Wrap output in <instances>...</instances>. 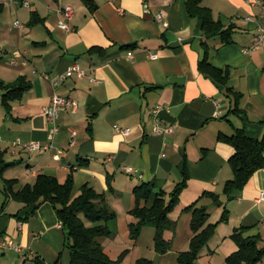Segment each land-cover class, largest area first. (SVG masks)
Listing matches in <instances>:
<instances>
[{
    "label": "crops",
    "instance_id": "1",
    "mask_svg": "<svg viewBox=\"0 0 264 264\" xmlns=\"http://www.w3.org/2000/svg\"><path fill=\"white\" fill-rule=\"evenodd\" d=\"M186 1L94 0L96 8L91 11L82 0H31L30 7L23 6L29 12L22 13L18 2L0 0V5H5L0 14V80L14 83L23 76L32 83L24 98L12 103V116L3 106L4 93L0 90V152H7L5 159L10 164L0 176L2 240L10 238L29 246L40 238L38 229L48 234L62 230L50 203H44L26 219L24 204L6 197L5 180H18V191L34 185L40 174L57 177L64 183L73 173L77 189L74 196L89 184L97 193L106 194L107 202L119 215L115 200L126 191L133 194L134 188L143 183L151 184L155 192L171 193L182 181L188 161L191 180L170 215L177 225L170 232L183 233L185 246H190L194 237L192 214L184 210L205 192H214L221 195L223 206H216L209 197L202 198L199 206L209 209L215 205L214 213H221L225 207L230 219L220 224L202 249L198 263L227 264L228 257L239 249L232 235L241 227L248 228L245 237H261L260 247H264V201H260L264 169L255 173L244 190L224 198V186L234 177L229 160L235 149L218 140L220 134L233 135L238 129L264 139V48L245 52L259 33L260 8L257 0H204L203 5L213 11L216 20L235 28L234 43L224 46L221 37L208 39L204 35L201 22L190 17ZM67 5L75 9L74 17L68 21L70 32L59 26L63 20L60 10ZM13 11L23 17L22 28L15 25L19 20L8 23L7 12ZM161 11L166 13L163 23L156 20ZM33 13L45 19L44 24L32 26ZM252 15L256 16L255 23L247 20ZM128 44L138 47L122 50ZM204 44L209 46L213 65L231 68L229 87L242 94L239 112L236 97L199 72V62L206 51ZM93 47L104 49V54L90 53ZM129 52L134 53L133 59L127 58ZM152 54L157 59H152ZM15 60L18 63L12 64ZM74 64L88 70L96 81L72 77L53 87L43 77L48 73L54 78ZM184 77V85L171 82ZM55 93L75 99L79 109L61 112L54 148L44 154L15 148V140L48 142L51 124L44 109ZM159 104L169 107L162 113V120L174 126V132L166 136L153 133L152 110ZM116 126L130 133L117 132ZM126 167L137 171L129 175ZM110 175L115 176L114 192L108 187ZM33 217L39 221L36 227L26 224ZM210 220L213 223L211 216ZM112 231L109 240L102 242L109 248L116 246L118 239L124 241L119 230ZM128 241L132 242L130 231ZM20 248L17 252L21 254L35 253L30 247ZM37 250L41 258H48L45 248L37 245Z\"/></svg>",
    "mask_w": 264,
    "mask_h": 264
},
{
    "label": "trees",
    "instance_id": "2",
    "mask_svg": "<svg viewBox=\"0 0 264 264\" xmlns=\"http://www.w3.org/2000/svg\"><path fill=\"white\" fill-rule=\"evenodd\" d=\"M23 3L24 0H14ZM83 3L94 11L96 3L94 0H82ZM204 0H187L186 6L191 18L201 22L204 35L208 38L221 37L224 46L234 43L235 28L233 25L226 26L220 20H216L213 11L203 5ZM5 11V5H0V14ZM45 19L40 18L37 13H33L30 24H44ZM205 56L199 62V72L212 79L214 83L225 89L229 95H234L238 108L239 98L242 94L237 93L234 88L229 87L231 80V68H218L213 65L210 57L209 46H206ZM138 44H128L122 46V50H134ZM100 52L104 54L102 48L93 47L90 53ZM32 83L26 77H20L14 83H5L0 80V90L3 91V106L10 116H12V103L24 98L25 94L31 90ZM160 87H152L157 89ZM218 140L228 144L235 149V154L230 158L229 164L233 171V179L227 181L223 193L228 198L244 190L250 183L256 172L264 169V139H256L250 136L244 129H238L233 135L220 134ZM206 151V150H205ZM6 151L0 152V176L10 167L6 162ZM115 176H108V187L110 192H114ZM191 180L188 161L185 163L182 181L174 190L167 194L164 190L155 192L151 184L143 183L134 188L135 206L130 211L136 219V223H131L130 239L137 242L142 234V230L147 225H153L156 229L155 244L156 251L166 254L172 249V240L166 237L170 231L176 230V222L170 215L181 202L184 191L189 187ZM18 180H5L4 193L9 199H13L24 204L27 210L26 219L33 216L44 204L50 203L56 212L59 224L67 232L72 241L70 246L71 264H124V260L129 251H125L117 260H114L106 251L100 241L102 238H109L113 231L110 226L111 221L118 219L117 212L107 202L106 194L97 193L89 184H85L81 189V194L74 196L75 177L71 173L67 180L62 183L57 177L40 174L34 185H26L16 191ZM209 197L213 203L221 207L223 201L221 195L214 192L205 194L195 203L188 206L184 211L192 214L191 227L194 237L190 243V249L179 255L180 264H199L200 253L215 236L220 224L229 221V210L225 208L222 218L218 223H210L211 214L206 206H199L202 198ZM20 217V215H17ZM20 219H22L20 217ZM248 228L241 227L234 231L232 239L237 243L239 249L227 259V264H259L264 260V247H260L261 237H245ZM0 239L2 235L0 234ZM35 264H46L41 257H36ZM136 264H154L148 259H140Z\"/></svg>",
    "mask_w": 264,
    "mask_h": 264
},
{
    "label": "rangeland",
    "instance_id": "3",
    "mask_svg": "<svg viewBox=\"0 0 264 264\" xmlns=\"http://www.w3.org/2000/svg\"><path fill=\"white\" fill-rule=\"evenodd\" d=\"M22 4L19 3L17 6H21ZM22 13L29 12L28 9L24 8L23 6L20 9ZM21 13V14H22ZM7 20L10 25L14 23L16 20H19L21 24H24V19L21 16H18L16 12H7ZM14 25V24H13ZM183 150H185L183 148ZM75 177V176H74ZM76 182V180H75ZM75 194H77V189L75 187ZM224 194L222 193V196ZM227 198V196L224 195V198ZM114 201V200H113ZM116 205L119 210L118 218L121 217L118 221H111L110 226L111 229L116 231H120L124 236V241L117 240L116 246H107L105 244L107 253L114 259L117 260L122 253L125 251H129L128 255L126 256V259L124 260V264H136L138 260L140 259H148L152 261L154 264H180L179 262V255L182 252H187L190 249V246H185V238L184 234L177 232L173 234V232L168 233V238L173 240L174 244L172 243V249L170 252L166 254H161L156 251V244H155V234L156 229L153 225H147L143 228V233L140 241L137 242H129V226L131 223H136V219L130 215V211L135 206V199L134 195L126 191L124 195L119 197V200H115ZM207 202V201H206ZM229 202V201H228ZM207 203H211L210 205L213 206V203L211 201H208ZM216 206L209 207L208 211L211 215V219H213V223H218L217 221H220L223 215V212L225 211V207L219 213H214ZM185 218V217H184ZM15 219V218H14ZM34 220V217L29 220L26 224L29 226L36 227L39 224V221ZM212 222V220H210ZM37 234L40 235L38 239H34L29 246L20 244L19 241H15L18 247H30L35 253H24L21 254L17 252V250L12 249H2L0 247V264H35L34 260L36 257H40L39 254H37V245H39V248H45L48 251V258H42L45 259L44 261L46 264H71V251L70 246L72 244V241L69 239L68 234L66 231L59 230V231H53L52 233H46L42 229L36 230ZM118 234L117 236H119ZM119 238V237H118ZM8 241H10V238H6ZM129 242L128 244H125L124 242L126 240ZM109 238H102L100 239L101 242L104 243V241H108Z\"/></svg>",
    "mask_w": 264,
    "mask_h": 264
},
{
    "label": "built area",
    "instance_id": "4",
    "mask_svg": "<svg viewBox=\"0 0 264 264\" xmlns=\"http://www.w3.org/2000/svg\"><path fill=\"white\" fill-rule=\"evenodd\" d=\"M22 6L28 8L31 5V0L24 1L21 3ZM256 5L260 8V14L258 16V29L259 33L255 38L254 44L252 47L245 50L246 53H250L253 50H260L264 48V0H257ZM62 13L63 20L60 21L59 26L62 30L67 32L71 31V27L69 25V20H71L75 15V9L71 5L65 6L63 9L60 10ZM166 19V13L164 11L159 12L156 15V20L158 22L163 23ZM247 20L251 23L256 22V16H249ZM16 27L22 28L23 25L21 22L16 21ZM17 56H22L20 52L17 53ZM152 59H157L156 54H152ZM128 59L134 58V53L129 52L127 54ZM18 62L15 60L12 64H17ZM90 72L84 68H82L79 64H74L70 67L66 72L59 74L58 76L52 78L50 74L43 73V77L48 80L53 87H56L58 84L64 82L65 80L77 77L79 79H90L92 82H95L96 79L92 78L89 74ZM79 109V103L73 98L64 97L57 93H55L52 97L51 103L47 106L45 110V115L51 124V128L48 135V142L46 144H42L41 142H24L21 140H15L13 142V146L17 149H22L29 151L33 154H44L54 148V142L56 137L60 133V127L58 125V120L60 118V114L63 110H71L73 112H77ZM164 111H169V107L164 104H159L152 110L153 120H154V129L153 133L157 136H166L172 134L174 132V126L167 125L165 121L162 120V113ZM116 131L121 132L124 135H128L130 133L129 129H122L119 126H116ZM73 136H76V132L73 130ZM3 141L2 137L0 136V143ZM74 145V141L72 142ZM58 157V156H57ZM137 170L132 167H126L125 172L129 175L135 174ZM260 201H264V193L261 194ZM62 227V224L60 225ZM0 247L1 248H11L17 251H21V248L16 246V243L12 240H2L0 239Z\"/></svg>",
    "mask_w": 264,
    "mask_h": 264
},
{
    "label": "water",
    "instance_id": "5",
    "mask_svg": "<svg viewBox=\"0 0 264 264\" xmlns=\"http://www.w3.org/2000/svg\"><path fill=\"white\" fill-rule=\"evenodd\" d=\"M177 81H171L173 84L177 83V84H180V85H184V82L186 81V78H176ZM183 81V82H182Z\"/></svg>",
    "mask_w": 264,
    "mask_h": 264
}]
</instances>
